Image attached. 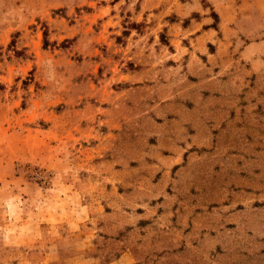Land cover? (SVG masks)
<instances>
[{
    "label": "rangeland",
    "instance_id": "1",
    "mask_svg": "<svg viewBox=\"0 0 264 264\" xmlns=\"http://www.w3.org/2000/svg\"><path fill=\"white\" fill-rule=\"evenodd\" d=\"M207 16L0 0V264H264V100L240 138L207 137V66L240 65L250 96L264 77L197 41Z\"/></svg>",
    "mask_w": 264,
    "mask_h": 264
},
{
    "label": "crops",
    "instance_id": "2",
    "mask_svg": "<svg viewBox=\"0 0 264 264\" xmlns=\"http://www.w3.org/2000/svg\"><path fill=\"white\" fill-rule=\"evenodd\" d=\"M210 1L219 13V21L217 26H214L215 20L211 16H207L203 21L198 20L199 24H207V28L198 35L197 41L207 38L208 45L218 39L220 50L226 47L228 54L232 52L239 54V61L245 59L246 62L249 61V67L246 68L250 73L264 77V37L258 40L254 38L257 34H264V0ZM259 4L263 5L261 11L258 9ZM244 37L254 40L243 43ZM235 63L239 64L238 61ZM222 65H219L220 68ZM212 70V67L207 66V137L215 132L221 137L233 134L238 139L244 133L245 119L250 118L249 112L243 111L245 101L259 103L264 100V94L259 93L260 97L256 94L255 96L244 94L245 78L240 65L235 66L228 80L217 79L215 76L208 77L213 74Z\"/></svg>",
    "mask_w": 264,
    "mask_h": 264
}]
</instances>
